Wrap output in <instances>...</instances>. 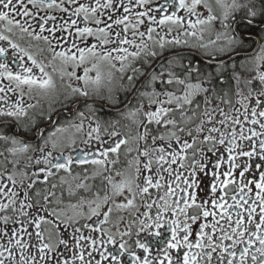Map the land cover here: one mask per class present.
I'll use <instances>...</instances> for the list:
<instances>
[{
    "label": "snow or ice",
    "instance_id": "obj_1",
    "mask_svg": "<svg viewBox=\"0 0 264 264\" xmlns=\"http://www.w3.org/2000/svg\"><path fill=\"white\" fill-rule=\"evenodd\" d=\"M148 3L0 0V264H125V255L128 264H264V163L246 161L242 167L233 163L223 172L216 171L217 163L212 170L211 203L222 210L221 219L226 218L230 229L220 228L219 242L204 231H217V213L208 211L205 202L198 203L197 194L189 191L197 187L193 179L197 173L205 172L201 162L205 149L218 151L227 141L231 145L226 149L228 160L235 161L238 155L264 161V43L260 42L264 40V0H173L174 10L159 20L148 11H133ZM56 11L71 12L58 28L53 27ZM133 15L135 24L130 19ZM144 17L161 31L151 24L140 31ZM241 22L249 29L247 39L255 34V50L243 52L239 61L232 55L228 61L220 59L237 47L243 49L244 37L235 29ZM69 25L75 27L79 43L72 40L71 47L57 50ZM206 34L209 39L204 38ZM196 56L206 65L214 64L215 71L202 66ZM229 67L230 77L222 78ZM229 81L234 82V89ZM118 93L124 94L123 101ZM234 97H238L235 104L244 109V120L253 126L248 129L250 135H245L243 126L239 132L235 127L227 131L216 127L217 123L225 127L230 119L234 125L241 124L222 107L236 111ZM81 99L85 111L76 110ZM98 99L108 101L120 119L128 122L129 132L123 137L115 130H102L98 121L93 126L89 115H95ZM63 109L75 111L74 118L60 121ZM216 112L224 118L217 120ZM238 135L248 141L247 150L236 143ZM78 139L86 147L93 141L99 143L86 151L77 148ZM189 153L191 172L181 189L186 195L169 203L165 197L175 195L169 186L159 197L163 205L155 200L147 203L149 189L162 187L161 170L171 176L176 171L172 165L178 162L183 169ZM154 164L159 179L151 174ZM73 165L90 166L91 172L84 167L82 173L73 175ZM236 168H241L239 184ZM253 169L258 170V180L243 182L245 173ZM57 177L58 183H53ZM175 179H181L180 172ZM217 185L221 190L235 186L234 204L227 202V192L216 198ZM253 185L258 191L250 204ZM137 196L148 210L156 204V218L151 224L139 220L142 227L135 233L131 226L121 231L124 217L118 213L139 211ZM257 206L259 214L254 216ZM229 209H235V221ZM166 211L183 215L185 222L182 227L179 220L166 222L170 238L156 241L164 247L153 255L150 244L138 237L147 232L159 238ZM143 215L152 219L148 211ZM209 216L213 217L211 225L201 224L199 239L190 241L187 221L196 223ZM109 224L111 228L104 227ZM153 227L157 231H149ZM95 233H102L106 240L97 239ZM117 236L118 248L105 247L95 259L96 245H116ZM137 249L142 250L140 255Z\"/></svg>",
    "mask_w": 264,
    "mask_h": 264
},
{
    "label": "flooded vegetation",
    "instance_id": "obj_2",
    "mask_svg": "<svg viewBox=\"0 0 264 264\" xmlns=\"http://www.w3.org/2000/svg\"><path fill=\"white\" fill-rule=\"evenodd\" d=\"M125 3H127V0H125ZM173 0H149V3L147 5H145L144 7H136L133 9V11H148L149 15L151 16H155L157 20H159L160 18H162L164 15L166 14H171V11L174 10L173 8ZM157 9H160L159 11H157ZM54 15L57 16V20L55 22V24L53 25V27H59L61 24H65L68 21V17L71 16V12H69L68 14H61L59 11H56L53 13ZM73 19H76V17H72ZM131 21L133 24L136 23V18L135 16H131L130 17ZM145 23L144 25L139 26V30L143 31L145 30V28L147 26H149V24H151L152 27L156 28L157 32H160L161 29L160 27H158L156 24H152L151 21L148 19V17H144L143 18ZM79 26H83V24H80ZM235 29L236 32H238L242 37H244L243 40V44L244 47L243 49H241L240 47H237L235 49L234 52L232 53H228L225 54L221 57H219L220 59H224L226 61H228V57L229 55H232L235 57V59L237 61H239L240 59H243V52H248V53H252L255 48H256V36L255 34H253V39L249 40L247 39V35L249 32V29L246 28L245 24L243 22L235 25ZM69 33H71V35H69ZM61 35L59 32H57V36ZM214 33H213V37L214 38ZM63 40L61 41L60 44V48H58L57 50H61L62 48H66V47H71V41L72 40H76L77 43H79V40L76 38L75 36V27L73 26H68V30L63 34ZM205 39H209V36L206 34ZM94 42V41H93ZM261 43H264V40L260 41ZM83 46V45H81ZM194 59H196L197 61H200L201 65L204 67H208L210 71H215V65H206L204 61H202L200 59L199 56L194 57ZM47 62V61H45ZM231 61H229V65H230ZM117 67H119V65L117 64ZM49 72H51V68L47 69ZM38 74V72H37ZM231 74V69L229 67V70L227 72H225L222 76V78L224 79H228L230 77ZM54 79L56 80L57 83H59V77L58 75L54 74ZM229 84L232 85L233 89L235 87L234 82L233 81H229ZM258 84V82H254V86ZM82 86V84H81ZM224 87H228V85H225ZM119 99L121 101H123L124 99V94L123 93H118L117 94ZM27 99V97H25ZM130 98V97H129ZM235 99H238V97H234L233 98V103H234V108L236 109V111H230L229 106L228 105H222L224 111L226 113H228V115L230 117H236L238 119H240L241 124L239 125H234L232 124L231 119L227 121V125L225 127H222L219 123L216 124V127L221 128V131H227L228 127H235L237 129V132H239L240 128L243 126V130L245 135H250L248 129L253 127L248 121L244 120V109L241 105L239 104H235ZM30 102H35L30 101ZM88 103H92V100L90 99L88 101ZM85 101L83 99H81L79 101V103L77 104L76 110L78 111H85ZM120 107H123V105H119ZM72 106L69 105L68 108H71ZM94 108L96 109L95 111V115H89V119L92 120L93 126H95V123L98 121L101 125L102 130L107 128L108 132H111L113 130L119 132L121 134V136L123 137L125 134H127L129 132V128H128V122L121 120L119 115L117 114V112L115 111V109L112 107V105L106 101V100H96L95 104H94ZM213 115L215 116V118L217 120L219 119H223L224 117L221 116L218 112L213 113ZM75 116V111H69L68 109H63L61 110V115L59 117L60 121H64L65 119H73ZM117 121H119V123H117ZM210 126V125H209ZM257 131H260L259 126H255ZM87 131V121L85 122V132ZM102 138H107L106 134L102 131L101 133ZM132 135H135V131L133 130ZM216 135V134H214ZM99 142L97 141H93L92 144L90 146H85L83 143L80 142V140H77V148L78 149H85L87 150H94L96 148V146L98 145ZM142 143V142H141ZM173 143L175 144V142L173 141ZM236 143L241 145L242 148H244L245 150L248 149V141L246 140H241L239 138V135L236 138ZM129 147L133 146L131 143L128 145ZM177 149H179V145H175ZM219 150L218 151H214V152H208L207 149H205L204 152V159L201 161L203 164L206 165V169L204 173H197V175L193 178L196 180L197 183V187L195 188H191L189 189V191H194L197 194V202H201L204 201L205 202V207L207 208L208 211L210 212H216L217 215L215 217V220L219 221V225L217 228V231L215 233H211L210 228H206L204 231L206 233L212 234L214 235V237H216V241L219 242V237L221 235L220 232V228L225 229L226 231H230V229L228 228V225L225 223V219H221V212L222 210L219 208H215L212 203H211V198H212V193H211V183L215 182L213 180L212 177V170L215 168V165L217 163L220 164V168L216 169V171L218 172H223V171H227L229 170L233 163L235 164H239L241 165V167L243 166V164L248 161L250 164H256V163H264V161H259L258 159H253L251 161L248 160V157H243V156H236L235 161H230L227 159V157L230 155V153L226 150L228 147H231V145H229L226 141L225 145L222 146H218ZM125 151V146H121V160L124 159V153ZM239 151V150H237ZM136 153L133 152L131 153V156H135ZM233 155H236V153H233ZM218 157H220L221 159L218 160ZM168 159H171V157L169 156ZM191 155L189 153L188 158L186 160L183 161L185 167L182 169L180 167V163H176L172 165V168L175 169L176 171L172 172L171 176L169 175L168 172H165L163 170H161V175L164 177L163 180H161V184L162 187L159 189H155V188H150L149 189V193L151 194L150 197L146 195V202L147 203H152L153 200L156 201V204L159 205H163L164 201L159 199V197L164 196L165 192L167 191L168 187H172L173 189H175V195H169L168 197H165V199L169 200V203H173L175 201H179L181 199L182 195H186V193H182L181 189L185 188V180L189 179V173L191 172V168L188 167V165L191 162ZM84 167H88L89 168V172H91V167L90 166H80V165H73L72 171H73V175H75L76 173H82V169ZM164 167H167V164L164 165ZM155 168L156 165H153V171H152V175L154 176L155 179H159V176H155ZM241 168H236L235 169V175H237V184L241 183V179L238 175V173L240 172ZM177 172L181 173V179L180 180H176L175 176L177 174ZM148 173H145V175H147ZM58 175H63V173L61 172ZM68 179L71 180V177H67ZM256 178L258 180L259 176H258V170L253 169V171L249 172V173H245V177L243 178V182H247V180ZM53 183H58V177L54 180H52ZM78 181H73V183H76ZM87 183H94L93 181L89 180L86 181ZM96 183H98V181H96ZM179 184V188L176 187V185ZM253 187V193L250 194V199H249V203L251 204V200L255 199V195L254 193L256 191H258V189H255L254 185ZM235 186H229L227 189L221 190L219 185H217V194H216V198L219 199L221 196H224V193L227 192L228 196H227V202L229 204H234L235 202L231 200V196L233 194H237L235 191ZM245 192H247V189H245ZM57 194L59 195V190H57ZM67 195V193L65 192V196ZM249 198V197H246ZM145 203V201H142L140 199L139 196H137L136 199V204L139 206V211L136 210H125L122 211L120 213H118V215H121L124 217V221L120 224V230L124 231L126 230L129 226L132 227V231L135 233L139 230V228L142 227V225H140L139 220H144L146 223L151 224L155 218L156 215L158 213V209L156 207V204H153L152 209L148 210L145 207H143V204ZM258 204V202H257ZM184 205L181 203L180 207H183ZM148 211L149 212V216L152 217L151 220L148 219V217L143 215V212ZM239 211L244 212V208L239 209ZM178 212V209H177ZM229 212L232 213V219L233 221H235L236 216H235V209H229ZM189 214H193L192 211L190 210ZM259 214V207L257 206V210L255 215ZM163 215V221L164 226L159 229V231L161 232V236L159 238L154 237V236H149L147 232H141L139 237L141 240H144L146 242H148L150 244V247L152 248V254L155 255L156 252L159 249H162L164 247V245L157 243L156 241L160 240V239H164L167 240L170 238V231H169V226L166 222L168 221H172V220H179L181 227L183 226V223L185 222V217L183 215H174L172 213V211H166L164 213H162ZM246 215V213H245ZM95 219V218H93ZM115 219V217L113 218ZM82 223L84 221H81ZM188 224L190 225V229L192 232V235L189 237L190 241H196L197 239H199V236L197 235L199 232V227L201 224L207 223L209 225H211V223L213 222V217L209 216L208 218H201L199 220L196 221V223H192L191 220L187 221ZM90 223V222H89ZM79 226V225H77ZM234 226V224H233ZM105 228H111L112 225H105ZM83 234L85 236L89 235V231L87 229H82ZM113 231H115V229H113ZM149 231L151 232H155L157 231V229L155 227L149 229ZM97 239H105L106 237L103 236L102 233H95L93 234ZM181 236H183V233H180ZM137 237H133V239H135ZM117 244L116 245H107V244H97L96 248L98 249L97 252L94 253V257L95 259H99V253L104 251V248L107 247L109 250H115L118 248V244L120 241L119 236H117ZM125 239H128L127 237H125ZM206 240V237H205ZM82 243H85L82 241ZM87 243L90 244V241H88ZM129 243H132V241L130 240ZM224 244H230L231 241H223ZM243 245H241L240 247H242ZM258 246V244L256 245ZM134 247V245H133ZM88 250H91L90 248ZM137 254L140 255L142 253V250L137 249ZM173 252L180 254L181 250H172ZM193 251H200V249H193ZM218 253L214 254L217 255ZM125 261V264H128V258L125 255V257L123 258ZM94 264V261H93ZM101 264H108V262L106 261H101ZM165 264H167V262H165Z\"/></svg>",
    "mask_w": 264,
    "mask_h": 264
}]
</instances>
